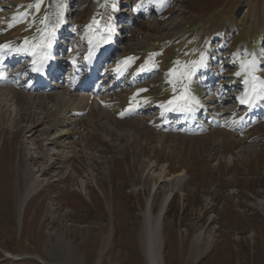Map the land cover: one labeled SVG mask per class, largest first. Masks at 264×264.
Here are the masks:
<instances>
[{
    "label": "rangeland",
    "instance_id": "rangeland-1",
    "mask_svg": "<svg viewBox=\"0 0 264 264\" xmlns=\"http://www.w3.org/2000/svg\"><path fill=\"white\" fill-rule=\"evenodd\" d=\"M76 1L92 8L96 2ZM101 1L108 4L107 11L112 0ZM223 2L229 11L222 9L207 21L209 11ZM50 3L54 12V0ZM168 12L170 8L164 19L135 15L127 46L144 48L148 39L192 24L199 12L205 18L198 20L205 33L225 37L233 53L239 38L253 40L264 30V0H179L171 16ZM31 25L26 31H32ZM11 30L0 41L18 35ZM228 30L236 35L227 38ZM164 44L167 48L170 41ZM150 82L151 93L157 94L159 82ZM115 94L111 92L113 109L69 116L64 123L61 119L62 126L75 120L68 128L75 130L76 138L63 142L54 155L41 133H35L45 163L31 160L35 153L26 135L37 121L32 107L25 106L17 91L13 100L5 101V122L0 124V264H59L51 254L52 242L63 230L74 260L81 264H148L141 217L149 201L158 213L166 192L164 176L180 172L186 181L173 194L163 217L164 264H264V119L238 113L233 100L225 97L216 113L211 112L215 119L205 113L199 123L191 119L178 128H166L161 120L147 119L155 116L154 109L131 113L123 105L116 108ZM143 96L134 100L141 103ZM218 97L216 93L210 98ZM56 117H47L41 127H53ZM89 165L94 180L85 172ZM45 166L49 167L45 185L20 211L24 173L29 167L36 174ZM67 210L69 216L64 217ZM200 231L204 238L197 243Z\"/></svg>",
    "mask_w": 264,
    "mask_h": 264
},
{
    "label": "bare ground",
    "instance_id": "bare-ground-1",
    "mask_svg": "<svg viewBox=\"0 0 264 264\" xmlns=\"http://www.w3.org/2000/svg\"><path fill=\"white\" fill-rule=\"evenodd\" d=\"M57 2L58 0H54V11L56 10ZM111 12L115 13V9L113 7L111 8ZM254 54H256L259 58H262L261 51H257ZM10 86L11 87H8V88H0V124L5 122V116H4L6 112V109L4 108L5 103L14 99V88L15 89L18 88V86L14 82H12ZM97 92L98 91H96V93H93V92L86 93L84 92V90H82L81 92L78 93L77 99L80 101V103L89 104L93 102V104L98 106V104L100 103L101 96L97 94ZM20 93L22 94V96L25 97L26 101L30 104H35V103L38 104V101H41L37 96L26 94L24 90H21ZM55 94H57V96L61 98L62 101L67 99L65 91H57ZM42 122H43L42 119H37V121H35L32 124L34 126L31 125L29 127L30 128L29 132L34 131L33 134L38 132V133H41V135H46L48 132H50L51 130L50 126L43 127V128L41 127L43 124ZM53 143L54 142H49L48 144L52 145ZM32 144H33V147H31V149L34 150V153L36 155L35 154L32 155L31 160L36 161V162L40 161L42 163H45L44 160H42V156L40 154L42 151L41 145L38 143L37 140H32ZM54 152L55 151L52 152V155L55 154ZM48 170H49V167L47 168L45 166L42 169H38L36 171V174H33L28 167L27 171L24 173L25 190H24V193H22L19 196V200H18V208L20 209V211H23L26 202L29 200V198L32 195L36 193V189L41 185H45V182L43 181V179L44 177L47 178L46 172ZM85 172L87 173V176L89 175L90 178L94 180V174H93L94 171L92 169V165H89L86 168ZM165 177L166 176H164L163 178V181H164L163 188L166 190V192L163 196L162 203H161L158 213L155 212L156 213L155 214L153 212L151 202L149 201L147 205V209L146 211H144L143 216L141 217V224H142V229H143V234H142L143 244L142 245L144 247V253L147 258L148 264H164L165 255H164L163 249H164L166 240L164 236L165 228H164L163 217H165L164 214L173 197V194L175 193L176 190L181 191L186 181L184 172L177 173L173 176L168 175V177L166 178ZM87 180H85V183H88ZM65 216H69V210L65 212L64 217ZM62 221H63V218H62ZM203 238H204V231H200L196 235L195 240L197 243H200L201 240H203ZM209 239L211 240V236L209 237ZM52 247H53V252L51 254L56 260H58L59 264H81V261L79 259L74 260V254H73V251L71 250L70 240L68 239L66 231L63 230L57 234V238L55 242H52Z\"/></svg>",
    "mask_w": 264,
    "mask_h": 264
},
{
    "label": "snow or ice",
    "instance_id": "snow-or-ice-1",
    "mask_svg": "<svg viewBox=\"0 0 264 264\" xmlns=\"http://www.w3.org/2000/svg\"><path fill=\"white\" fill-rule=\"evenodd\" d=\"M160 3L163 4L164 0H160ZM41 6L40 0L35 4V9L39 11ZM31 7V6H29ZM114 7V5H113ZM67 8V4L64 0H58L56 4V10L50 14V16H46L42 24H44V28L41 32L39 40L35 43H30L27 39L24 42L23 46L17 47L15 49L10 48V45L4 44L0 45V59H2L4 55V50L8 49L9 51L26 52L34 57L32 62V68L34 71H42L44 65L47 63L49 59H51L50 50L52 48L53 42L56 37L57 30L66 23L65 21V10ZM29 13L24 12L21 14H14L12 17V23L8 26L12 27L19 20L27 19ZM98 22L93 20V24H97ZM89 29L92 28V25L87 26ZM114 28L112 25H108L105 28V32L100 36L99 39L89 40V44L91 48L88 52V55L85 57L89 62L92 60L96 51L100 48L101 44H107L111 39L112 32ZM136 58L135 57H126L121 64L126 68L130 63H132ZM151 57L149 61H146L145 64L141 65L139 68V72L150 71L152 68H155L157 65L154 63H150ZM205 54H201V58L199 61L193 62V64L186 69L184 78L187 80H191V77L195 74V71L198 67L204 66ZM73 63H76L75 58H73ZM264 69V62H262L261 58H259L256 54H250V58H244L240 61V70L235 73L236 76L243 77V83L247 86L245 92L239 97L241 104H249L251 105L255 99L264 97V78L257 75L259 71ZM117 72H121L122 68L120 66L116 69ZM3 73H0L2 76ZM139 91H146L145 89H140ZM173 91H176L175 84H173ZM177 101H181L182 103L177 106V110L181 111H193L192 104H198L199 101L195 100L193 96H191L188 92L187 85H184L183 91L179 96H174L172 99L168 100L166 103L161 104V108H164L165 111L169 110V106L176 105ZM123 115V113H121Z\"/></svg>",
    "mask_w": 264,
    "mask_h": 264
}]
</instances>
